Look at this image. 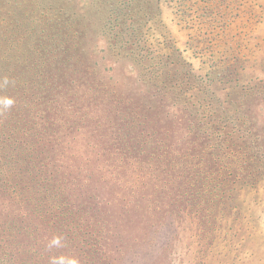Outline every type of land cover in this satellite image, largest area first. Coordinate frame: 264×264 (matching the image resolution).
<instances>
[{"label": "rangeland", "instance_id": "rangeland-1", "mask_svg": "<svg viewBox=\"0 0 264 264\" xmlns=\"http://www.w3.org/2000/svg\"><path fill=\"white\" fill-rule=\"evenodd\" d=\"M0 264H264V0H0Z\"/></svg>", "mask_w": 264, "mask_h": 264}, {"label": "trees", "instance_id": "trees-1", "mask_svg": "<svg viewBox=\"0 0 264 264\" xmlns=\"http://www.w3.org/2000/svg\"><path fill=\"white\" fill-rule=\"evenodd\" d=\"M172 88H173V87H172ZM172 88H171V89H172ZM168 92H169V91H168Z\"/></svg>", "mask_w": 264, "mask_h": 264}]
</instances>
